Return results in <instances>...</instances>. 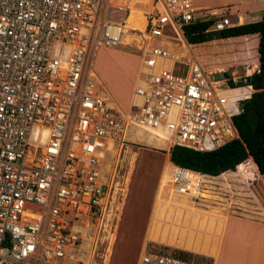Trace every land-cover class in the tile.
Here are the masks:
<instances>
[{"label":"built area","instance_id":"1","mask_svg":"<svg viewBox=\"0 0 264 264\" xmlns=\"http://www.w3.org/2000/svg\"><path fill=\"white\" fill-rule=\"evenodd\" d=\"M132 8L143 9V28L127 29L140 38L141 64L122 111L101 93L93 58L120 44ZM196 11L192 0H0V264H103L80 222L103 205L115 150L139 129L168 149L238 138L232 118L255 90L231 83L259 66L238 75L172 52L190 24L234 26ZM245 86L249 96L230 100ZM187 171L176 167L175 189ZM138 264L194 263L152 248Z\"/></svg>","mask_w":264,"mask_h":264},{"label":"rangeland","instance_id":"2","mask_svg":"<svg viewBox=\"0 0 264 264\" xmlns=\"http://www.w3.org/2000/svg\"><path fill=\"white\" fill-rule=\"evenodd\" d=\"M192 3L197 8L196 17L214 16L234 25L243 24L239 23V16L245 18L244 23L259 21L262 19L264 10V0H192ZM128 34L135 35L131 31ZM184 43L189 45L187 41ZM140 45V38L135 35V38L127 44L98 47L93 58L94 69L104 84V88H100L101 93L110 103L115 102L118 108L121 107L122 111H128L130 108L133 88L141 64ZM185 45L171 44L170 46L172 52L182 53V47ZM195 45L187 54L195 55L208 70L221 67L227 68L229 72L237 71L239 75L245 72L244 67L247 63H238V61L251 62L256 56L254 41L240 37L233 40L214 39ZM246 47L248 50L242 53ZM215 76L221 77L222 74L216 73ZM144 134L147 133L144 132ZM151 143L158 144L159 147L148 146L137 140H129V137L118 146L108 170L104 203L90 216H83L80 222L82 228H85L82 231L86 230V248H90L102 261L108 247V238L111 233L115 235L116 241H114L115 244L113 243L114 246L112 245L108 264H138L144 249L166 247L168 250H174L171 247L174 245L168 246L169 244L147 239L151 226L160 224V221L164 219L161 225L166 228L167 225L164 224L169 215L175 213L172 210L178 208L171 209V206H164L165 204L173 202L184 205L183 203L191 199L196 206L208 211L225 209L221 205V199L211 197V195H216V187H219L215 183L217 179L210 178L206 180L207 182L202 179L200 194L196 196L194 192L187 194L172 191L169 189V182H166L167 186L162 187L163 179L166 177L169 149L162 148L165 147L164 141L153 138ZM174 171L175 168L169 166L167 177L172 178ZM106 214H109V218L105 216ZM239 227L246 230L241 225ZM238 229L235 228L236 233ZM246 232L243 231L244 234L239 232L234 238L230 237L229 242L233 244L232 246L227 245V236L218 264H240L238 255L246 253L245 245L248 242L242 244L239 235L243 236ZM183 252L205 257L206 260L201 261V264H213V258L210 256L189 251Z\"/></svg>","mask_w":264,"mask_h":264},{"label":"crops","instance_id":"3","mask_svg":"<svg viewBox=\"0 0 264 264\" xmlns=\"http://www.w3.org/2000/svg\"><path fill=\"white\" fill-rule=\"evenodd\" d=\"M240 17L238 19L239 23H244L245 20L241 21ZM239 37L254 41L256 56L251 62L239 60L238 63L258 64V34ZM230 38V40L237 39V37ZM185 47L190 50L188 44ZM246 50H248L247 47L242 50V53L246 52ZM167 161L169 162V159ZM247 161L250 164L242 170L237 166L235 171H225L217 176L201 174L205 182L210 178L217 179L215 183L219 187H216V195H211V197L221 199V205L225 208H223L224 210L208 211L196 206L189 199L186 203H183V209L178 207L176 210H172L175 213H171L166 221V225L170 223L174 224L171 227L177 231L178 238L180 236H183L185 239L197 238L196 236H198L200 242L207 240L211 244L213 243L212 251L214 255L210 256L205 253L193 252L176 246H171L172 248L210 256L213 258V264H218L223 254L222 251L225 248L227 236V245L232 246L233 244H230L229 238L236 237L239 232L247 231L245 235H239V238L242 239V244L243 242H248L245 245L246 253L238 255L240 264H264V175L258 172L251 158L247 159ZM245 162L241 163V165H244ZM170 166L174 167L171 164ZM196 210L208 212L210 215L205 217L203 214L197 213ZM239 225L243 226L246 230H242L243 228L239 227ZM198 226L202 228L199 233H197ZM235 228H239L237 233L235 232Z\"/></svg>","mask_w":264,"mask_h":264},{"label":"trees","instance_id":"4","mask_svg":"<svg viewBox=\"0 0 264 264\" xmlns=\"http://www.w3.org/2000/svg\"><path fill=\"white\" fill-rule=\"evenodd\" d=\"M213 23L212 19L197 22L185 27V39L190 50L200 44L214 39L230 40V37L258 34V71L240 79L233 85H250L255 90L250 98L241 102L242 111L234 116L233 123L238 138L211 150L199 151L182 146L169 148V162L174 167L187 169L200 174L217 176L225 171H235L237 166L251 158L258 172L264 175V10L259 21L227 27L220 31L204 32ZM194 44V45H191ZM231 98L249 96L250 87L231 90ZM160 252H170L194 264H201L205 257H197L180 250H168L166 247H154ZM211 264V263H208Z\"/></svg>","mask_w":264,"mask_h":264},{"label":"bare ground","instance_id":"5","mask_svg":"<svg viewBox=\"0 0 264 264\" xmlns=\"http://www.w3.org/2000/svg\"><path fill=\"white\" fill-rule=\"evenodd\" d=\"M142 10L143 9H141V8H132L131 13L129 14V16H128L127 20H126V31H125L122 39H121L120 44H127V43H129L131 40H133L135 38V35L128 34V32H127V29L128 28L129 29H142L143 28L144 19L142 17V12H143ZM240 19H241V21H244L245 20V18L242 17V16L240 17ZM182 48H183V51L181 53V56H184L185 54H187V52L189 50L185 46L182 47ZM226 93L229 94L230 100L233 101V100L236 99V98H231V95L233 94L231 91H228ZM109 104L112 105V106H116L117 107V105H115L114 102H111L110 103V101H109ZM153 136H154L153 134H148V135L147 134H144V131L141 130V129H139L136 132V134H134V136H130L129 137V140H137V141H140V142H144L148 146H155V147L158 148L159 147L158 144L151 143V140L154 138ZM157 140H159V139H157ZM249 164H250V162L246 160V162L244 163V165L239 164L238 166L240 167V169H243L245 166H247ZM133 165H135V164H133ZM169 166H170V164L167 161V164H166V177L163 179L162 187L167 186L166 185V182H169L170 183L169 189H171L174 192H185L187 194H192L191 192H194L195 193L194 194L195 196L198 195V194H200V184L203 181L202 180L203 179V176L200 173H195V172H191V171L188 170L186 172V180H187V183L185 184V186L182 189L178 190V189H175L173 187V184H171L173 182L172 181V178H168L167 177V174H168V171H169ZM175 171H176V168H175ZM172 177H173V174H172ZM114 190H117V189H114ZM166 205L171 206V209L176 208V207H180V208L184 207V205H180V204L173 203V202H170L168 204H165L164 206H166ZM196 212L197 213H200V214H203L205 217H208L210 215V213L205 212V211L196 210ZM105 216L109 218V214H106ZM116 218H117V216H116ZM163 223H164V219L160 221V224H154L153 226H151V228L148 231V235H147V239L148 240L155 241V242H159V243H166V244H169V245H174L176 247H180V248H183V249H188V250H191V251H194V252L205 253V254H208L210 256L211 255H214V252L212 251V249H213V243L211 244L210 241L203 240V241L200 242V240H199L200 238L198 239V236H196L197 238H194L193 237V238H186L185 239L183 236H180L178 238L177 237V231L174 230L173 227H171L174 224L173 223H170L169 225H167L168 227L166 226V228H164L161 225ZM164 225H166V224H164ZM85 227H87V225ZM83 229H85V228H83ZM200 230H202V228L200 226H198L197 227V233H199ZM85 231L86 230H83L82 231L84 237H85ZM100 236H102V235H100ZM115 239H116L115 238V235L111 233V235L108 238V247L106 249V254H105L104 259H103V264H108V262H109V257H110L111 252H112V245H113V243L115 244L114 241H116Z\"/></svg>","mask_w":264,"mask_h":264}]
</instances>
